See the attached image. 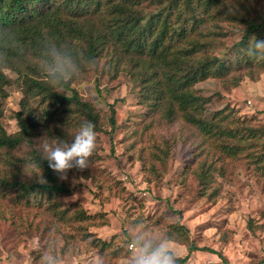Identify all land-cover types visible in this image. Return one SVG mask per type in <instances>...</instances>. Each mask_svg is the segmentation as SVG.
Masks as SVG:
<instances>
[{"label": "rangeland", "instance_id": "obj_1", "mask_svg": "<svg viewBox=\"0 0 264 264\" xmlns=\"http://www.w3.org/2000/svg\"><path fill=\"white\" fill-rule=\"evenodd\" d=\"M169 2L141 0L137 9L147 18ZM223 10L228 19L220 16ZM203 14L209 17L199 28L214 35L200 37L195 30L183 43L204 44L203 54L226 67L191 87L208 99L203 116L210 120L223 110L235 129H263L264 69L239 65L235 48L244 20L264 16V0H212ZM128 58L116 59V65L98 59L71 83L78 97L98 111L99 129L87 166L52 169L69 192L21 196L16 188L0 187V264H40L44 253L53 254L57 264H129L133 250L128 246L134 247L137 235L163 238L176 258H183L187 245L176 241L183 235L178 226L188 231L187 242L224 258L201 250L183 264H264V136L240 138L238 151L228 154L223 149L230 145L227 140L203 136L178 113L168 116L145 99L142 61ZM3 72L11 81L0 102V124L8 135H16L15 114L36 107L37 101L24 97L14 71ZM78 128L70 122L58 127L61 135L49 128L30 131L29 141L0 149V175L9 182H42V170L29 165L15 170L2 157L38 154L45 159V137L71 142Z\"/></svg>", "mask_w": 264, "mask_h": 264}, {"label": "trees", "instance_id": "obj_2", "mask_svg": "<svg viewBox=\"0 0 264 264\" xmlns=\"http://www.w3.org/2000/svg\"><path fill=\"white\" fill-rule=\"evenodd\" d=\"M211 1L170 0L168 6L160 7L145 18L137 9L141 0H0V102L6 98L5 87L11 81L4 74V68L11 69L20 78L24 97L37 101L36 107L15 114L18 134L8 135L0 124V149L13 150L23 141H29L30 131L41 133L52 129L61 135L58 127L69 126L70 122L80 126L82 122L90 121L97 131L98 111L78 97L71 83L85 72L87 64L108 58L116 65V59H120V63L129 56L142 61L140 81L145 99L165 110L168 116L178 113L181 121L203 136L227 140L230 145L223 149L228 154L238 151L235 143L240 138L263 137L264 128L238 130L231 127L223 110L210 120L206 119L203 112L208 99L191 90L198 81L223 73L226 68L217 58L203 54L204 44L183 43L185 36L195 30L199 31L200 37L214 35L210 29L199 28L207 21L205 17H209L200 16V12H205ZM173 16L175 20H172ZM220 16L228 17L225 10ZM244 23L243 35L235 48L240 58L238 64L264 69V55L251 54L254 40L264 39V16L246 18ZM48 41L62 46L79 65L76 77L59 84L61 91L70 92L69 96L50 86L39 67ZM72 112L78 114V118L71 119ZM113 112L110 108L112 125ZM2 160L15 170L21 165H29L31 169L43 171V181L31 184L9 182L0 175L2 188H16L21 196H58L69 192L64 183L57 182L47 159L38 154L24 158H11L5 154ZM75 214L79 215L78 212ZM178 230L183 235L176 241L187 245V255L176 258L177 264L185 263L190 253L210 251L187 242L186 228L178 226ZM210 252L224 261L219 253Z\"/></svg>", "mask_w": 264, "mask_h": 264}, {"label": "clouds", "instance_id": "obj_3", "mask_svg": "<svg viewBox=\"0 0 264 264\" xmlns=\"http://www.w3.org/2000/svg\"><path fill=\"white\" fill-rule=\"evenodd\" d=\"M251 54L264 55V39L254 40ZM39 67L46 74L49 85L58 92L61 81L76 77L80 71L77 60L62 46L58 47L51 41L46 42ZM95 146L96 133L90 121L81 123L71 142L49 137L42 140V149L49 167L60 172L73 166H87L88 157ZM40 264H57V259L51 253H44L40 257ZM129 264H176V255L163 238H142L137 235Z\"/></svg>", "mask_w": 264, "mask_h": 264}, {"label": "built area", "instance_id": "obj_4", "mask_svg": "<svg viewBox=\"0 0 264 264\" xmlns=\"http://www.w3.org/2000/svg\"><path fill=\"white\" fill-rule=\"evenodd\" d=\"M128 249H129L130 251H132V250H133V244H129Z\"/></svg>", "mask_w": 264, "mask_h": 264}]
</instances>
